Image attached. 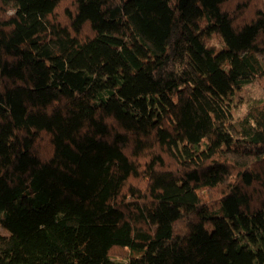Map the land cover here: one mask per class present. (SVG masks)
I'll list each match as a JSON object with an SVG mask.
<instances>
[{
    "label": "trees",
    "instance_id": "16d2710c",
    "mask_svg": "<svg viewBox=\"0 0 264 264\" xmlns=\"http://www.w3.org/2000/svg\"><path fill=\"white\" fill-rule=\"evenodd\" d=\"M262 80L264 0H0V264H264Z\"/></svg>",
    "mask_w": 264,
    "mask_h": 264
},
{
    "label": "rangeland",
    "instance_id": "374dc122",
    "mask_svg": "<svg viewBox=\"0 0 264 264\" xmlns=\"http://www.w3.org/2000/svg\"><path fill=\"white\" fill-rule=\"evenodd\" d=\"M232 91L235 94V98L226 105V120L228 121L238 118L251 100H264V80L255 81L253 84L243 89ZM211 125L214 126L219 133L214 148H220L225 151L233 143L227 122L221 121L213 115ZM0 235L9 236V233L0 227Z\"/></svg>",
    "mask_w": 264,
    "mask_h": 264
}]
</instances>
